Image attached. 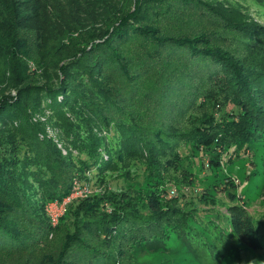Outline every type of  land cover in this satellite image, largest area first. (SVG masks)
I'll list each match as a JSON object with an SVG mask.
<instances>
[{
    "label": "trees",
    "instance_id": "obj_1",
    "mask_svg": "<svg viewBox=\"0 0 264 264\" xmlns=\"http://www.w3.org/2000/svg\"><path fill=\"white\" fill-rule=\"evenodd\" d=\"M134 1L132 10L127 8L105 29L100 38L102 41L105 38L103 42L95 43V34L89 36L91 46L86 53L95 55L94 63H87L88 57L62 62L59 67L64 76L54 89L26 83L15 86L13 99L0 93V122L4 128L0 129V249L23 246L16 218L23 208L20 200L26 196L25 183L29 177L43 188L42 205L66 193L70 176L76 170L73 162L56 150L54 162L44 163V158L51 155L48 147L51 144L46 142L47 151L41 149L42 143L36 140L32 128L21 124L24 107L38 104L43 97L51 100L45 105L57 114L64 113V108L77 107L79 125L66 123L64 132L71 136L74 147L84 154L88 152V157L77 158L80 165L94 164L102 170L113 164L103 161L102 157L100 161L94 149L106 143L90 130L95 122L109 123V126L112 123L120 141L114 145L110 142L109 158L121 159L124 152L145 158L147 174L142 186L128 187L127 197L114 200L112 214L100 213L98 200L91 201L89 208L82 212L77 209V215H83L86 231L82 236L74 235L68 242L74 243L75 259L69 257L67 263L61 255L56 260L39 264H144L140 257L146 254L156 258L150 264H202L206 258L222 264L223 256L217 252L209 232L216 225L209 219L206 221L210 226L199 222L192 200L186 201L183 194L181 199L167 198L165 186L161 189L159 185L167 182L189 186L194 182L192 173L183 164L185 157L180 150L184 144L204 150L210 167L219 165L215 158L217 152L264 135V25L245 21L231 9L223 11L220 7L221 10H212L228 33L215 30L162 34L154 25L169 12L162 7V0ZM179 1H184L192 10L201 2ZM202 10L199 7V11ZM204 17L207 19V15ZM9 41L13 48L23 44L13 33ZM132 41L139 43L144 53L140 60L142 66L130 74L124 55H117L113 44ZM235 45L232 51L229 47ZM237 48H241V52H236ZM60 50L61 45L56 52ZM150 57L161 60L157 81L149 90L158 98L155 121L160 127L158 124L151 127L136 124L113 89L95 75V68L100 73L102 65L112 67L115 73L118 64L131 79L145 67V60L151 61ZM60 94L62 99L58 101ZM229 103L235 109L226 111ZM62 105L63 109H59ZM170 115L180 116L183 124L171 129L168 126ZM13 122L16 123L13 125ZM22 131L26 135L16 142V136ZM167 171L171 174L165 179ZM227 181L233 185L232 181ZM228 196L231 204L227 206L226 216L230 232L237 241L261 248V233L256 221L245 206L238 203L233 192ZM200 199H205L204 192ZM47 228L43 223L37 230L43 233ZM216 231L221 232V229L216 228Z\"/></svg>",
    "mask_w": 264,
    "mask_h": 264
},
{
    "label": "rangeland",
    "instance_id": "obj_2",
    "mask_svg": "<svg viewBox=\"0 0 264 264\" xmlns=\"http://www.w3.org/2000/svg\"><path fill=\"white\" fill-rule=\"evenodd\" d=\"M134 2V0H0V93L13 99L16 97L15 86L26 83L54 89L59 86L64 76L59 67L62 62H68L74 57L84 59L88 57L86 62L94 63L95 55L92 52L86 53L91 46L89 36L95 34L97 35L95 43L101 42L100 38L105 29L112 26L116 17L126 12L127 8L132 10ZM162 7L169 12L154 22L162 34L177 35L215 30H224L228 33L224 23L214 14L212 8L223 11L231 9L245 21L264 25L262 0H201L199 6L193 7L194 10L187 7L184 1L162 0ZM199 7L203 10L199 11ZM10 33L16 36V40L19 38L23 41V44L18 48L10 47ZM233 35L237 36L235 33ZM60 45L61 50L58 53L56 51ZM115 45L117 44H113V47L117 55H124L128 63L126 69L130 74L133 73V69L142 66L140 60L144 49L140 48L139 43L132 41L124 45ZM235 47L236 45L229 48L234 51ZM236 52H241V48H237ZM150 59L151 61L145 60V67H141L137 76L131 79L125 76L126 70L123 72V67L118 64L115 73L112 67L102 65L100 73H97L95 68V75L105 86L113 89L117 100L124 105L134 122L143 127L158 124L155 121L156 108L159 106L158 98L149 90L157 81L161 60L153 57ZM61 99L60 94L57 100ZM49 102L51 100L40 97L38 104L30 103L24 107L25 113H22L25 116L20 119L21 124L32 128L31 132L35 134L36 140L42 143L41 149L47 151L46 142L51 144L52 147L48 146L52 150H49L51 155L44 158V163L54 162L55 153L58 151L61 156L73 162L76 170L70 176L66 193L61 197L48 199L42 205L40 203L43 202L41 197L43 188L29 177L25 183L26 196H22L20 200L23 208L16 218L22 232L23 246L0 249V264H39L43 261L56 260L61 255L66 262L70 261L69 257L75 259L74 243H69L74 235L82 236L86 231L83 215H77V209L82 212L83 209L89 208L91 201L98 200L101 202L98 211L112 214L114 200L127 197L128 187L144 184L147 174L145 158L126 152L121 159L109 158L107 149L111 146L110 142L114 145L120 141V135L112 123L109 126V123L104 125L94 121L96 124H93L90 130L106 143L94 149V152L99 153L100 161L102 157L103 161L109 160L113 164L102 170L94 164L88 167L80 165L81 162L77 158L84 157L81 155L87 156L88 152L85 154L80 152L78 147L71 144V136L64 132L66 123L79 125L80 119L75 112L77 107L73 110L64 108V113L57 114L45 105ZM59 109H63V105ZM225 109L230 111L235 108L229 103ZM15 123L13 122V125ZM1 124L0 122V129H4ZM181 124L183 121L180 116L178 118L169 116L168 126L172 127L171 129H176ZM34 127L37 129L34 130ZM2 132L7 133L6 130ZM24 135H26L24 131L17 135L16 142ZM180 152L185 157L183 164L192 173L194 182L189 186L167 182L161 184L159 185L161 189L164 186L166 188L164 195L167 198L181 199L180 195L183 194V199L192 200L197 207L199 222L205 225L212 222L216 225L211 227L209 232L213 235L217 252L223 256L222 264H264V135L241 144H233L226 150L217 152L215 158L219 160V165L210 167L207 164L208 155L204 150H195L184 144ZM170 174L167 171L164 178L168 179ZM227 180L232 181L233 185L228 184ZM230 191L256 221L261 233V248L255 249L237 241L230 232L226 216L227 206L231 204L228 196ZM202 192L205 193L204 200L200 199ZM207 219L210 222H207ZM43 223L48 225V228L40 233L37 227ZM216 228H220L221 232L216 231ZM140 260L144 264H150L155 262L156 258L146 254L141 256ZM218 262L212 263L206 258L202 264Z\"/></svg>",
    "mask_w": 264,
    "mask_h": 264
}]
</instances>
